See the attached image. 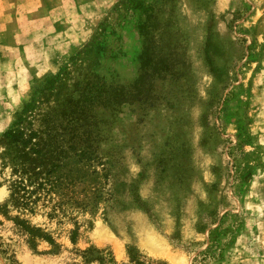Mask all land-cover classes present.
Listing matches in <instances>:
<instances>
[{
	"label": "rangeland",
	"instance_id": "rangeland-1",
	"mask_svg": "<svg viewBox=\"0 0 264 264\" xmlns=\"http://www.w3.org/2000/svg\"><path fill=\"white\" fill-rule=\"evenodd\" d=\"M0 264H264V0H0Z\"/></svg>",
	"mask_w": 264,
	"mask_h": 264
},
{
	"label": "trees",
	"instance_id": "trees-1",
	"mask_svg": "<svg viewBox=\"0 0 264 264\" xmlns=\"http://www.w3.org/2000/svg\"><path fill=\"white\" fill-rule=\"evenodd\" d=\"M30 110H31L30 104H28L21 111L20 117H19L18 121L14 124V127L9 129L6 132V135L9 136L11 138V140H13L15 142H22L24 145H27L33 141L32 140V138H33L32 133L33 132L30 133V135H29L30 138H27L26 137L27 133L25 132L24 129H21L20 125H19L23 121L27 120L28 112ZM61 165L62 164L60 161L52 162L51 167L49 168V170L47 172H45L46 175L43 178L41 177L40 172L33 173V175L29 178V181L32 185L36 186L34 190L27 189L28 185L24 183V180H20L17 183H15V191L13 194V195H15V202L29 205L31 202H35L36 199H33V198L35 195L38 196L37 194L39 192L51 191L55 186L54 184L56 183L52 179V175L58 167H61ZM40 178L43 179V181H41ZM21 192H24L23 195H21Z\"/></svg>",
	"mask_w": 264,
	"mask_h": 264
}]
</instances>
